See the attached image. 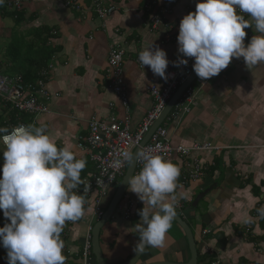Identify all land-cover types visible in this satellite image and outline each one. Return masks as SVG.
Here are the masks:
<instances>
[{
  "label": "crops",
  "instance_id": "1",
  "mask_svg": "<svg viewBox=\"0 0 264 264\" xmlns=\"http://www.w3.org/2000/svg\"><path fill=\"white\" fill-rule=\"evenodd\" d=\"M21 1L19 24L0 6V71L6 75L9 70L12 74L7 76L20 77L19 65L12 66L4 57L5 46L10 41L23 45V39L26 46H37L48 39L56 52L50 60L46 113L24 119L29 124L44 125L57 147L71 146L77 157L88 164L86 153L76 147L78 136L86 134L87 123L92 118L108 120L114 116L122 122L127 117L130 131L138 129L152 105L146 87L161 88L165 83L148 66L142 67L138 53L153 42V46L166 52L169 60L166 70L176 58L183 57L177 51L179 23L184 15L195 11L197 0H175L172 13L165 17L169 27L158 31L149 28L148 15L140 0H103L106 6L114 5L115 11L102 20L85 0L84 14L64 7V0ZM5 19L10 20V25ZM245 32L247 44L257 34L255 25ZM112 45L124 51L122 76L126 106L113 93L106 73L107 53ZM197 78L190 83L194 104L189 111L171 118L180 96L160 127H165L172 147L210 144L217 150L171 159L180 169L177 185L192 159H197L203 168L197 180L177 186L173 195L182 206L180 211L176 210L177 215L192 232L197 256H208L213 258L212 263L218 264H264V219L260 220L255 210L264 205V199L255 200L264 194V64L252 73L245 67L243 58H233L227 68L205 84L198 85ZM3 111L0 106V115ZM117 186L102 201L105 209ZM205 191L207 194L193 208L195 197ZM127 204L130 216L124 217L115 210L120 221L117 227L109 226L103 232L101 228L99 232V246L101 249L102 242L105 249L101 253L108 264H121L134 253L137 242L134 224L139 222L138 210L143 203L126 190L119 205L126 211ZM244 211L256 218L254 223L241 222L240 214ZM91 212V208L86 209L83 218L72 228L64 226L61 238L66 264H81V247L94 226ZM0 216L4 217L2 211ZM175 228L179 227L172 222L164 245L146 248L136 264L186 263L187 243L181 229L182 234H178ZM0 264H7L6 250L4 254L0 252Z\"/></svg>",
  "mask_w": 264,
  "mask_h": 264
},
{
  "label": "clouds",
  "instance_id": "2",
  "mask_svg": "<svg viewBox=\"0 0 264 264\" xmlns=\"http://www.w3.org/2000/svg\"><path fill=\"white\" fill-rule=\"evenodd\" d=\"M4 4L5 0H0V6ZM245 14L251 16V22ZM253 25L257 34L245 44V29ZM177 43L179 54L194 59L192 67L201 80L218 75L233 58H243L253 73L264 64V0H197L195 11L180 20ZM138 60L142 67L148 66L154 75L167 80L169 60L159 46L152 42L143 47ZM172 63L179 67L188 61L178 58ZM0 142L4 146L0 211L9 221L0 227V246L6 250L7 264H66L61 233L66 222H77L84 216L85 197L78 189L87 161L78 158L71 146L57 147L44 125L21 124L11 130L0 127ZM133 162L142 167L129 175L126 183L143 203L138 210L139 222L134 224L138 241L133 248L141 254L165 243L177 216L173 194L180 169L146 148L135 153L123 151L111 161V167L118 170ZM261 199L264 194L255 197L257 202ZM255 210L264 219V205ZM240 219L250 225L256 218L244 211Z\"/></svg>",
  "mask_w": 264,
  "mask_h": 264
},
{
  "label": "built area",
  "instance_id": "3",
  "mask_svg": "<svg viewBox=\"0 0 264 264\" xmlns=\"http://www.w3.org/2000/svg\"><path fill=\"white\" fill-rule=\"evenodd\" d=\"M84 0H64V7L71 9L80 14H84ZM144 12L148 15V26L153 31L167 29L168 23L165 17L172 13L175 0H140ZM5 8L9 11H20L22 9L21 0H5ZM89 6L94 10L99 19H104L115 11V6H106L103 0H90ZM247 16V14H245ZM124 51L118 45H112L107 53L106 73L110 82L113 93L120 99L122 106H126V94L124 90V82L122 76V63ZM179 59H187V65L173 66L166 70L167 80L161 88L155 86H147L145 91L152 100V105L147 115L142 120L138 129L131 132L128 127V118L125 117L122 122H118L114 116L108 120L92 118L87 123V131L85 135L78 136L76 147L86 153L88 163L92 168L91 174L86 178H82L83 183L79 186V194L85 197V210L91 208V220L98 222L103 213L102 200L110 190L115 188L126 170L128 163H125L118 170L111 167V161L118 158L123 151L133 152L140 144L148 132L149 128L158 119L164 110L167 102L170 100L176 89L184 84L191 76L193 70L194 59L188 57H179ZM176 58L174 61H177ZM173 61V62H174ZM139 62V60H138ZM52 70L50 63L39 72L37 80L33 83H25L18 76H7L0 71V106L7 107L9 111H14L25 116L35 117L46 113L45 102L49 100L47 90L48 75ZM212 78V77H211ZM207 80L197 78L198 85H203ZM194 90L188 86L182 93L181 98L175 106L171 118L174 119L179 112L186 113L194 104ZM112 107V106H110ZM23 123H18L21 125ZM16 125V126H18ZM24 125V124H23ZM15 127V126H14ZM12 128V127H11ZM10 128V130H11ZM2 149L4 148L0 142ZM140 148L153 150L156 154L162 155L166 159L171 160L174 156L180 159H186L192 153H200L206 151H216L217 148L210 144H194L190 148L172 147L167 137L165 127H158L149 137L148 141ZM142 165L135 162L133 174L141 170ZM202 166L197 159H192L187 164V170L181 177L179 184L187 181H195L202 175ZM178 184V185H179ZM88 187V191L84 189ZM118 203L115 210H118L122 216H130V206L124 211ZM182 206L177 201L176 210L180 211ZM113 216V215H112ZM76 222H66L65 226L71 228ZM248 232V229H246ZM206 232H203V234ZM81 264H90L92 259L90 236L88 235L81 247L80 252ZM211 264H218L214 262Z\"/></svg>",
  "mask_w": 264,
  "mask_h": 264
},
{
  "label": "trees",
  "instance_id": "4",
  "mask_svg": "<svg viewBox=\"0 0 264 264\" xmlns=\"http://www.w3.org/2000/svg\"><path fill=\"white\" fill-rule=\"evenodd\" d=\"M85 1L87 4L90 3V0ZM1 9L8 17L15 19L14 21L16 24H19L21 22L22 10L7 11L4 5L1 6ZM21 43L23 45H19L18 42L14 43V41H10L8 44H6L4 57L8 60L10 64H12V66H14L13 64L19 65L18 72L23 82L33 83L35 82V80H37L39 72L42 69L46 68L50 63L51 58L55 55L56 48H53L52 46L50 47L47 38L37 44V46L32 44H30L32 46H26L25 43H23V39L21 40ZM3 108L4 111L2 112V115H0V127H8L10 129L11 127L18 125V123L29 125L27 120L24 119L26 117L24 114L9 111L7 107ZM1 161L2 153H0V162ZM90 171L92 172V168L90 166L82 170L80 173L81 178H85L86 174ZM103 209H105V207H103ZM6 222L7 219H5V217L0 216V227H2ZM136 239L138 241V236H136ZM202 260H204V264H211L213 258H210L208 256L199 257L198 255L197 264H201Z\"/></svg>",
  "mask_w": 264,
  "mask_h": 264
},
{
  "label": "water",
  "instance_id": "5",
  "mask_svg": "<svg viewBox=\"0 0 264 264\" xmlns=\"http://www.w3.org/2000/svg\"><path fill=\"white\" fill-rule=\"evenodd\" d=\"M245 19L249 20L250 22L252 20L250 15ZM246 29H248V28H246ZM197 77L198 76L193 71L191 76L188 78V80L176 89L175 93L172 95V97L170 98V100L166 104L164 110L162 111V113L160 114L158 119L153 123V125L150 127V129L148 130V132L144 136V138L140 144V147H142L148 141L151 134L160 126V124L165 119L167 114L170 112L172 107L175 105V103L177 102V100L179 99V97L181 96L183 91L188 86H190V83L194 79H196ZM140 147H138V148H140ZM138 148H136L133 151V153H135ZM134 168H135V162H133V164H131V165H129V164L127 165L126 170L123 174V177L121 178V181L119 182L117 188L115 189V192H114L108 206L106 207L101 219L94 224V226L92 227V229L90 231L91 254L94 257L96 264H108L104 261L102 253H101V249L99 246V232H100V229L110 220V218H111L113 212L115 211L118 203L120 202L124 192L127 190V188H128V185L126 183L127 177L129 175L133 174ZM206 194H207V191L202 192L201 194L196 196L195 199L193 200L192 207L195 208L198 201L201 198H203V196ZM173 222L183 232L186 243H187L188 251H189V260L186 263H182V264H197V252H196V248H195L194 238H193V235H192V232H191L189 226L178 215L174 218ZM143 252L141 254L134 252L128 260H126L125 262H123L121 264H136L140 260ZM152 264H179V263L157 262V263H152Z\"/></svg>",
  "mask_w": 264,
  "mask_h": 264
},
{
  "label": "rangeland",
  "instance_id": "6",
  "mask_svg": "<svg viewBox=\"0 0 264 264\" xmlns=\"http://www.w3.org/2000/svg\"><path fill=\"white\" fill-rule=\"evenodd\" d=\"M5 21V23L7 24V25H10L9 23H10V20H7V19H5L4 20ZM0 47H1V45H0ZM13 65H16V64H13ZM4 74V73H3ZM7 74H12V73H10V71L9 70H7V72H6V75ZM32 118H34V117H32ZM2 147L0 146V153H2ZM2 163H3V160L0 162V165H2ZM119 182L121 181V179L120 180H118ZM129 190H128V188H127V192H128ZM108 196V194L105 196V198L102 200V201H104L105 199H106V197ZM201 205H202V203H200L199 204V209H201ZM102 209H103V205H102ZM104 211H105V209H104ZM114 216H113V218L112 219H110L103 227H102V232L105 230V228H107V227H109V226H113V227H117V225L119 224L118 222H120L118 219V213H117V211L116 212H114V214H113ZM179 228H175V231L178 233V234H182L181 233V231L179 230ZM102 234V233H101ZM174 238H176V236H174L173 237V239ZM172 239V240H173ZM101 243V249L102 250H104L105 248H104V245H103V243L102 242H100ZM101 250V251H102ZM1 253H5V249L4 248H2V250L0 251ZM90 264H94L93 263V259H91V263Z\"/></svg>",
  "mask_w": 264,
  "mask_h": 264
}]
</instances>
